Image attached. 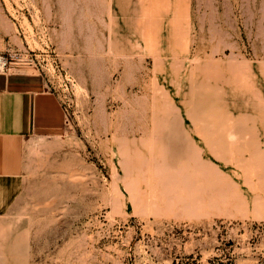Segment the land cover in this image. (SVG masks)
Returning a JSON list of instances; mask_svg holds the SVG:
<instances>
[{
	"label": "rangeland",
	"instance_id": "1",
	"mask_svg": "<svg viewBox=\"0 0 264 264\" xmlns=\"http://www.w3.org/2000/svg\"><path fill=\"white\" fill-rule=\"evenodd\" d=\"M8 53L56 123L0 264H264V0H0Z\"/></svg>",
	"mask_w": 264,
	"mask_h": 264
},
{
	"label": "crops",
	"instance_id": "2",
	"mask_svg": "<svg viewBox=\"0 0 264 264\" xmlns=\"http://www.w3.org/2000/svg\"><path fill=\"white\" fill-rule=\"evenodd\" d=\"M0 89V178L22 172L23 148L37 131L56 123L52 99L41 74L8 72Z\"/></svg>",
	"mask_w": 264,
	"mask_h": 264
},
{
	"label": "built area",
	"instance_id": "3",
	"mask_svg": "<svg viewBox=\"0 0 264 264\" xmlns=\"http://www.w3.org/2000/svg\"><path fill=\"white\" fill-rule=\"evenodd\" d=\"M17 56L13 54L0 55V72H8L17 62Z\"/></svg>",
	"mask_w": 264,
	"mask_h": 264
},
{
	"label": "bare ground",
	"instance_id": "4",
	"mask_svg": "<svg viewBox=\"0 0 264 264\" xmlns=\"http://www.w3.org/2000/svg\"><path fill=\"white\" fill-rule=\"evenodd\" d=\"M5 81H6V74H5V72H0V89H2L4 87Z\"/></svg>",
	"mask_w": 264,
	"mask_h": 264
}]
</instances>
